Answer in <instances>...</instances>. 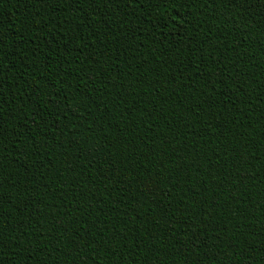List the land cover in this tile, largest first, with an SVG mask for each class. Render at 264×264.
Segmentation results:
<instances>
[{
  "label": "trees",
  "instance_id": "trees-1",
  "mask_svg": "<svg viewBox=\"0 0 264 264\" xmlns=\"http://www.w3.org/2000/svg\"><path fill=\"white\" fill-rule=\"evenodd\" d=\"M0 264H264V0H0Z\"/></svg>",
  "mask_w": 264,
  "mask_h": 264
},
{
  "label": "snow or ice",
  "instance_id": "snow-or-ice-1",
  "mask_svg": "<svg viewBox=\"0 0 264 264\" xmlns=\"http://www.w3.org/2000/svg\"><path fill=\"white\" fill-rule=\"evenodd\" d=\"M247 2H249V0H240L241 4H244V3H247Z\"/></svg>",
  "mask_w": 264,
  "mask_h": 264
}]
</instances>
